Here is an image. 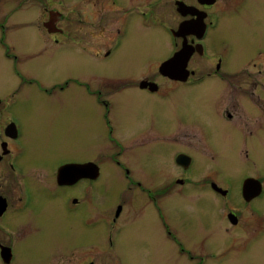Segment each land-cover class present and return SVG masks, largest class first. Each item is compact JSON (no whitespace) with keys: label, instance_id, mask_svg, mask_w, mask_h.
<instances>
[{"label":"flooded vegetation","instance_id":"obj_1","mask_svg":"<svg viewBox=\"0 0 264 264\" xmlns=\"http://www.w3.org/2000/svg\"><path fill=\"white\" fill-rule=\"evenodd\" d=\"M16 2L46 15L36 21L48 34L45 47L93 56V87L71 77L60 88L86 89L97 101L96 112L105 111L107 129L100 134L110 145L100 157L110 160L106 164L92 154L63 158L47 168L36 164L22 126L3 106L0 264H95L92 258L84 262L81 252L98 251L102 244L110 246L108 263L126 264V251L123 256L116 252V244L131 202L124 197L132 189L144 191L157 210L159 246L177 244L166 200L190 191L212 207L218 231L234 240L229 246H249L264 237V0H91L92 25L77 20L74 4ZM147 26L161 34L148 65L146 38L139 37ZM103 62L106 68L97 69ZM142 145H149L156 167L171 165L163 178L156 169H135L138 163L131 160ZM198 155L210 162L203 163L199 176L193 172ZM112 163L117 180L123 173L126 193L107 218V236L101 235L104 229L93 234V189ZM153 176L159 184L147 186ZM83 204L90 206L84 232L77 213ZM208 221L204 228L211 229Z\"/></svg>","mask_w":264,"mask_h":264},{"label":"rangeland","instance_id":"obj_2","mask_svg":"<svg viewBox=\"0 0 264 264\" xmlns=\"http://www.w3.org/2000/svg\"><path fill=\"white\" fill-rule=\"evenodd\" d=\"M16 1L0 0V109L8 106L10 116L22 126L25 144L30 149L29 154L35 156L36 164L47 168L63 158H85L92 154L108 164L109 157H100L101 151L110 145V141L100 134L107 129L104 125L106 120L103 119L105 111L96 112L93 107H98L97 101L94 96L88 95L86 89L60 88L71 77L90 82L93 87V82L89 80L92 71L96 70L93 56L85 51L67 54L64 47L54 44L45 47L48 34L44 28H37L36 21L43 20L46 15L31 7L19 8ZM61 1L67 6L75 5L78 21L85 24L92 22L91 0H48L50 6L59 5ZM63 11L69 19L75 20V15L69 10ZM152 30L147 26L145 32L139 34V37L146 38L143 55L146 65L158 51L155 43L161 35L158 30ZM86 35L91 40L93 33ZM133 36L134 31H130L128 37ZM99 64L97 69L106 68L105 62ZM103 73L107 75L110 71ZM150 143L152 145L153 141ZM148 146H139L131 162L138 163L135 169L139 172L154 173L156 169L161 179L164 171L172 170V167L163 162L156 167L157 161L155 163V156L147 152ZM129 159L125 160L131 163ZM204 161L203 155H198L193 169L198 176L203 172V163H210ZM34 162L33 165H36ZM110 166L95 183V220L93 226L89 227L93 229V234H100L104 229L101 235L105 236L109 230L107 218L126 193L123 173L117 180L115 175L118 168L114 164ZM153 181L147 179V186L159 184L154 176ZM143 192L132 189L124 197L131 202L127 203L120 226L123 233L118 238L116 252L123 256L126 251V264H200L201 261L204 264H264V237L249 246H229L234 240L218 231V222L211 213L212 207L206 205L207 200L197 195L193 198L189 195L193 191L189 192L188 189L187 195L177 194L166 200L167 223L176 229L177 244L163 241L159 246L161 228H157L155 223L157 210ZM142 202H145V207ZM77 213L83 219L81 229L84 232L90 206L81 205ZM205 219L209 220L206 225L212 232L204 228ZM108 246L102 244L98 251H82L81 259L85 262L92 258L95 264H111L106 255ZM211 249L215 252L207 255V250Z\"/></svg>","mask_w":264,"mask_h":264},{"label":"water","instance_id":"obj_3","mask_svg":"<svg viewBox=\"0 0 264 264\" xmlns=\"http://www.w3.org/2000/svg\"><path fill=\"white\" fill-rule=\"evenodd\" d=\"M168 65H169V62L164 63L163 66H162V68H163V67H166V66H168Z\"/></svg>","mask_w":264,"mask_h":264}]
</instances>
